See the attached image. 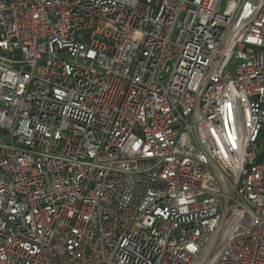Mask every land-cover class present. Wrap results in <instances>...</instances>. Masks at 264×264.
Here are the masks:
<instances>
[{
  "label": "built area",
  "instance_id": "built-area-1",
  "mask_svg": "<svg viewBox=\"0 0 264 264\" xmlns=\"http://www.w3.org/2000/svg\"><path fill=\"white\" fill-rule=\"evenodd\" d=\"M0 264H264V0H0Z\"/></svg>",
  "mask_w": 264,
  "mask_h": 264
}]
</instances>
